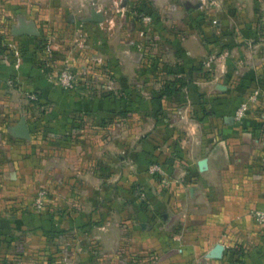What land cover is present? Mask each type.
<instances>
[{"label":"rangeland","instance_id":"rangeland-1","mask_svg":"<svg viewBox=\"0 0 264 264\" xmlns=\"http://www.w3.org/2000/svg\"><path fill=\"white\" fill-rule=\"evenodd\" d=\"M21 4L33 19L19 14ZM92 7L102 22L85 21ZM22 21L39 35H13ZM4 42L54 80L73 70L75 94L93 106L54 114L0 56V112L23 116L30 134L3 142L0 132V264H202L191 254L199 213L188 194L178 197L192 184L176 172L189 170L177 161L183 132L161 99L193 85L209 58L264 46V0H0ZM227 256L220 264L241 262Z\"/></svg>","mask_w":264,"mask_h":264},{"label":"crops","instance_id":"crops-1","mask_svg":"<svg viewBox=\"0 0 264 264\" xmlns=\"http://www.w3.org/2000/svg\"><path fill=\"white\" fill-rule=\"evenodd\" d=\"M24 6L21 4L18 12L22 16L26 14L24 17L28 19L31 13ZM7 13H11L9 9ZM22 41L26 43V39L18 42L21 44ZM249 47L251 49L246 48L240 59H229L227 53L210 62L209 58L193 85L170 96L162 95L161 99V108L169 110L174 120L169 125L183 132L177 161L180 160L189 170L179 168L176 172L177 177L191 179L192 184L186 190L181 187L178 197L188 194L189 203L196 214L199 213L196 226L200 236L191 254L201 259L202 264H220L227 255L239 256L241 262L236 264H264V225L255 222L252 216L254 210L264 208V46L255 44ZM200 48L204 51L205 47L200 43ZM16 51L18 57L15 54L8 58L1 56L5 72L15 75L17 83L24 84L26 89L35 90L40 103L51 104L54 114L66 115L72 111L81 114L93 106L91 101L75 94L74 90L61 89L52 72L48 73L36 65L29 67L26 62L19 63V45ZM11 58L15 63L9 62ZM26 75H32L27 83L24 81ZM259 79L263 85L258 89L260 98L257 106L252 105L241 120H235L234 112L240 102L235 103L234 99L239 95L248 97L256 89L254 83ZM55 87L61 92L56 93ZM190 98L196 101L193 118L187 112L185 101ZM171 101H182L184 106L173 104L176 107L171 108ZM10 116L7 108L0 112L3 142L4 135L8 140L11 133L15 134V128L23 117L17 116V120L11 121ZM160 125L159 122L158 127ZM150 151L155 154L154 146ZM203 158L207 160V169L201 172L197 163ZM5 162L6 158L2 156L0 163ZM20 162L19 159V165ZM4 166L2 179L6 177ZM3 195L0 190V196ZM0 225L4 226L2 222ZM217 244L223 246L222 256L210 258L208 254Z\"/></svg>","mask_w":264,"mask_h":264},{"label":"built area","instance_id":"built-area-1","mask_svg":"<svg viewBox=\"0 0 264 264\" xmlns=\"http://www.w3.org/2000/svg\"><path fill=\"white\" fill-rule=\"evenodd\" d=\"M14 54L18 55L16 49H14ZM56 84L65 91H72L76 87L77 83V74L69 69L63 68L57 76L55 80ZM31 99H36L35 95H29ZM260 98V91L256 88L245 100H243L239 106L235 109L234 119L239 121L241 120L245 114L250 110L251 106L254 103H258ZM157 169V167H152L150 170L153 172ZM38 204L40 203V199L37 200ZM252 216L258 224L264 225V208L256 209L252 212Z\"/></svg>","mask_w":264,"mask_h":264},{"label":"water","instance_id":"water-1","mask_svg":"<svg viewBox=\"0 0 264 264\" xmlns=\"http://www.w3.org/2000/svg\"><path fill=\"white\" fill-rule=\"evenodd\" d=\"M95 3V0H93ZM104 20L103 14L97 10L95 7H92L90 10V14L85 18V21L92 23H99ZM12 34L16 36L21 35H30L37 36L39 35V31L35 28L34 22H21L18 27H12ZM231 119V118H230ZM14 133L19 137L28 139L30 137L29 129L27 126V122L24 117H21L20 122L15 128ZM199 170L205 171L207 169V160L205 158L200 159L197 163ZM223 246L221 244H217L214 249L208 254L210 258H220L222 256Z\"/></svg>","mask_w":264,"mask_h":264},{"label":"trees","instance_id":"trees-1","mask_svg":"<svg viewBox=\"0 0 264 264\" xmlns=\"http://www.w3.org/2000/svg\"><path fill=\"white\" fill-rule=\"evenodd\" d=\"M1 45H2V48H0V56H2V57L7 56V58H8V56L12 57V55L14 54V49L8 46V42H4V44L2 43ZM42 45H44V42L42 43ZM40 48H42V46ZM173 93H174V91L171 90V91H167V93L164 95L170 96V95H173ZM35 96H36V99H32V100L39 101V98L37 97V95H35Z\"/></svg>","mask_w":264,"mask_h":264}]
</instances>
